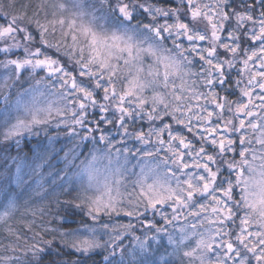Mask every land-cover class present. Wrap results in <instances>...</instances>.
Returning a JSON list of instances; mask_svg holds the SVG:
<instances>
[{
	"label": "snow or ice",
	"instance_id": "6c2138e0",
	"mask_svg": "<svg viewBox=\"0 0 264 264\" xmlns=\"http://www.w3.org/2000/svg\"><path fill=\"white\" fill-rule=\"evenodd\" d=\"M26 81L0 136L54 125L80 187L5 194L0 264H264V0H0V94Z\"/></svg>",
	"mask_w": 264,
	"mask_h": 264
},
{
	"label": "trees",
	"instance_id": "16d2710c",
	"mask_svg": "<svg viewBox=\"0 0 264 264\" xmlns=\"http://www.w3.org/2000/svg\"><path fill=\"white\" fill-rule=\"evenodd\" d=\"M12 118H9L11 120ZM2 117L0 116V122ZM55 130L52 126L49 128L48 132H40L39 136L33 135L29 143L24 142L25 146L22 147L20 151L24 152V157L28 160L33 158V153L43 149L45 145H50L55 148L51 159V166L45 167L41 170V175H35L32 177L25 176L24 179L26 184L24 186L12 185L7 177L8 172L10 171L11 165L8 158H4V144L0 142V205H2L5 194H15L18 196L19 201L23 203L25 200H29L30 206L40 207L42 204H47L49 200L52 199L54 195H59L61 200L70 199V195H65L63 189L70 188L72 189L71 195H75L76 191L79 190L80 183L75 182V178L71 177V174L76 173L78 169L74 165L66 164V161L63 159L65 152L72 146L71 143L62 139L59 140L54 136ZM1 137V136H0ZM48 137H53L52 141H49ZM77 151H87L86 149H78ZM71 159V157H69ZM84 159L83 156L80 159L75 160L74 164L78 165L80 160ZM136 161L133 160L134 164ZM131 167V165H129ZM28 169H25L27 172ZM134 171H139V168L134 169ZM38 182L43 184V188L38 187ZM2 206H0L1 210ZM65 215L64 226L66 228L76 227V221L80 219L79 212H70L68 214L62 213ZM125 223L127 220L125 219ZM183 222L176 223V227H179ZM172 227V226H170ZM163 247L160 249V252L157 254V259L160 254H163L167 257V253L164 249L169 248L167 244V238L165 237L161 242ZM58 245L54 246L52 249H49L48 252L44 255L42 264H55L57 260L64 259L62 256H58L55 252V248ZM131 247V246H130ZM170 250V248H169ZM168 258V257H167ZM116 259L119 260V253L116 256ZM132 256L128 255L125 257L127 264H132ZM94 260L103 264V253L94 257ZM175 258H170L169 264H174Z\"/></svg>",
	"mask_w": 264,
	"mask_h": 264
},
{
	"label": "rangeland",
	"instance_id": "374dc122",
	"mask_svg": "<svg viewBox=\"0 0 264 264\" xmlns=\"http://www.w3.org/2000/svg\"><path fill=\"white\" fill-rule=\"evenodd\" d=\"M29 83H33L31 81H26L22 83H18L14 85L11 88L7 89V96L5 97L3 94H0V116L2 117V121L0 122V128H3L7 126L8 124L14 123L15 122V117L19 115V110L17 109V98H18V93H22L23 89H26L29 87ZM25 99L27 97H24ZM47 99H52L50 97H41L40 98V104L44 105L47 103ZM9 118H12L9 120ZM53 130H55L54 136L57 137L59 140L66 139L63 134L61 135H56L57 129L55 126H52ZM33 136H28L25 135L21 140L20 144L17 145L15 140L11 141H4L3 137H0V142L4 144V152H3V157L8 158L10 161V171L8 172L7 177H9L10 182L12 185H17V164L20 163L22 160L25 159L24 152L20 151L22 150L21 148L24 147L25 143H29L30 140L32 139ZM67 140V139H66ZM138 172V171H137ZM71 177L75 178V182H79V178L73 174H71ZM13 194L7 195V196H12ZM6 197L4 198V200ZM3 200V201H4ZM3 208H1L0 211H2ZM182 221H177L176 223H180ZM130 239V238H129ZM125 245L130 247L131 245L129 244V240H125ZM118 254V253H117ZM167 258V257H165ZM159 259V258H158Z\"/></svg>",
	"mask_w": 264,
	"mask_h": 264
}]
</instances>
